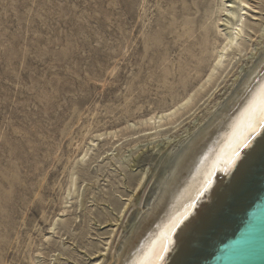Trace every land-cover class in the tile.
<instances>
[{
	"label": "rangeland",
	"instance_id": "374dc122",
	"mask_svg": "<svg viewBox=\"0 0 264 264\" xmlns=\"http://www.w3.org/2000/svg\"><path fill=\"white\" fill-rule=\"evenodd\" d=\"M200 12L196 0H0V194L10 178L22 184L0 225V264L88 263L119 225L111 226L107 217H115L123 202L135 208L144 187L136 185L137 178L156 164L159 152L142 142L123 162L113 155L132 137L142 139L143 119L192 94L172 117L183 123L176 129L164 125L174 139L239 70L222 81L219 69L205 82L213 33L201 55L189 53L201 28L189 29ZM108 131L114 133L95 140L80 162L90 139ZM72 173L85 199L79 210L66 195ZM39 206L43 216L34 211ZM75 212L68 233L73 236H60L67 233L61 224ZM53 219L59 220L56 232L49 229ZM76 229L82 239L74 236ZM58 248L62 252L54 259L57 252L51 250Z\"/></svg>",
	"mask_w": 264,
	"mask_h": 264
},
{
	"label": "bare ground",
	"instance_id": "6f19581e",
	"mask_svg": "<svg viewBox=\"0 0 264 264\" xmlns=\"http://www.w3.org/2000/svg\"><path fill=\"white\" fill-rule=\"evenodd\" d=\"M196 9H200L201 12L194 20V26L190 25L189 28L191 26L193 28L189 31L194 32L197 28H201V31L193 40L189 53L198 57L210 41L209 34L213 33L215 36L212 45L213 63L205 82H209L219 69L222 81H225L236 67L239 70L225 92L210 102L209 99L220 83L214 85L207 99L202 103L204 105L209 101L200 110L201 114H197L195 121L185 126L179 134L175 133L174 139H168L164 125L168 123L174 125L173 128L176 129L183 123V120H172V117L189 104L192 94L183 98L175 106L143 119L142 123L147 127L143 128V134L140 135L142 139L132 137L126 148L119 149L115 155L111 153L117 161L123 162L128 154L143 142L153 151L158 150L157 157H159L156 164L151 165L150 168L147 167L148 172L144 167L145 170L137 178L136 185L140 188L144 187L140 189L141 194L135 202V208L131 206L127 208L129 202H123L115 217L109 218L110 216L107 215L105 222L110 219L113 221L111 226L119 225L116 229L112 228L108 231V236L101 241V247L91 253L93 256L89 257L90 261L85 264H137L139 261H157L156 254L165 243H168V251L164 253L158 264H176L183 257L185 249H191L198 242L201 231L228 196L229 191L245 177V173H242L244 169L248 168L250 166L248 164L254 162L263 152V149L258 152L257 148L264 140V126H256V131L250 133L245 110L249 102L257 95L260 85L264 83V17L262 15L264 0H215L213 2L212 0H196ZM208 19H211L210 25L206 24ZM252 45L254 47H251ZM202 86L201 84L200 87ZM199 108L200 106H196L190 109L187 117L191 118ZM164 120L167 121L164 122ZM130 126H133V123ZM111 133L114 132L96 134V139H90L87 148H82L81 155L76 160L85 161L90 148L95 146L94 141ZM244 136H248L250 140L249 147L240 149V155L235 162L226 171L223 170L224 162L231 156L235 144ZM106 154V156L109 155L108 152ZM209 180L210 186L200 194L205 182ZM86 185L88 184L84 186ZM81 186L77 185V177L72 173L66 195L70 197L69 199H74V205L70 207H74L75 210L81 209L85 204L83 194H78ZM5 188L8 190L3 191L7 194L3 192L0 194L2 195L0 196V225L7 217L4 214L5 209L9 208L15 200L14 190L19 188L22 190V184L16 178H10ZM144 192L146 195L143 198ZM17 199L22 202V195H18ZM130 199L131 195L127 200ZM189 205H192L190 209ZM65 208L66 206L60 210L61 213H64ZM186 209H188L186 218L180 222L175 231L170 232L173 222ZM36 210H40L43 216L42 206L35 208L34 211ZM121 212L123 213L119 222L120 215L117 216V214ZM75 214L76 212L72 218L63 221L61 225L67 233H62L60 236L70 233L78 217ZM124 219L126 224L121 227ZM56 221L59 220L53 219L49 222L51 232H56ZM80 226L82 228V224ZM77 230V235L74 234V236L82 239V230ZM72 236L73 233L68 234L67 238L71 239ZM165 237L168 239L166 240ZM51 251L57 252L52 255L54 259H57L56 256L62 252L59 248ZM77 263L80 262L77 261Z\"/></svg>",
	"mask_w": 264,
	"mask_h": 264
},
{
	"label": "water",
	"instance_id": "95a60500",
	"mask_svg": "<svg viewBox=\"0 0 264 264\" xmlns=\"http://www.w3.org/2000/svg\"><path fill=\"white\" fill-rule=\"evenodd\" d=\"M258 146L263 152L176 264H264V140Z\"/></svg>",
	"mask_w": 264,
	"mask_h": 264
},
{
	"label": "snow or ice",
	"instance_id": "6c2138e0",
	"mask_svg": "<svg viewBox=\"0 0 264 264\" xmlns=\"http://www.w3.org/2000/svg\"><path fill=\"white\" fill-rule=\"evenodd\" d=\"M245 117L248 122V128L250 129V133H254L256 131V126H264V83H262L259 87V91L256 96L249 102L248 107L245 110ZM250 145V140L248 136H244L240 139L236 144L235 148L232 151L231 156L224 162L225 168L223 170H227L229 166H231L235 160L240 155V149L248 148ZM211 175V173H209ZM211 181H206L204 187L200 190V194L203 193L210 186ZM192 205H189L188 208L190 209ZM188 209L185 212L176 218L173 222L171 228L169 229L170 232L175 231V229L179 226L180 222L186 218ZM167 240L168 238L165 237ZM170 243V241H169ZM168 251V243H165L161 250L156 254L157 261H139L137 264H158V261L163 258L165 252Z\"/></svg>",
	"mask_w": 264,
	"mask_h": 264
}]
</instances>
